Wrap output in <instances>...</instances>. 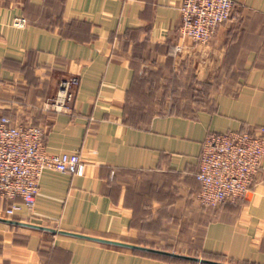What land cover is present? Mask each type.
Listing matches in <instances>:
<instances>
[{
  "label": "crops",
  "instance_id": "obj_1",
  "mask_svg": "<svg viewBox=\"0 0 264 264\" xmlns=\"http://www.w3.org/2000/svg\"><path fill=\"white\" fill-rule=\"evenodd\" d=\"M180 1L0 0V114L42 126L47 153L84 162L83 174L45 169L33 208L7 215L0 198V217L264 264V154L234 201L202 205L196 178L207 132L264 126V0H232L204 43L180 37ZM72 75L70 110L47 109ZM176 87L188 91L182 108L132 107L138 89L157 98ZM0 264L205 263L0 220Z\"/></svg>",
  "mask_w": 264,
  "mask_h": 264
},
{
  "label": "built area",
  "instance_id": "obj_2",
  "mask_svg": "<svg viewBox=\"0 0 264 264\" xmlns=\"http://www.w3.org/2000/svg\"><path fill=\"white\" fill-rule=\"evenodd\" d=\"M232 0H181L179 4L181 38L207 42L219 25L233 16ZM13 24L25 26L27 18L15 16ZM181 48L177 44L176 50ZM78 76L60 81L47 109L70 110ZM45 131L37 124H18L7 114H0V198L8 200L7 215L23 205L33 208L39 193L40 177L45 169L83 174L84 162L76 152L47 153ZM264 154V126L256 131H209L204 137L196 178L200 181L198 200L204 206L234 201L248 191Z\"/></svg>",
  "mask_w": 264,
  "mask_h": 264
},
{
  "label": "water",
  "instance_id": "obj_3",
  "mask_svg": "<svg viewBox=\"0 0 264 264\" xmlns=\"http://www.w3.org/2000/svg\"><path fill=\"white\" fill-rule=\"evenodd\" d=\"M0 220H4V221H7V222L16 223V224H25V225H29V226L36 227V228L47 229V230H50V231H52L54 233L55 232L66 233V234H71V235H75V236H79V237H83V238H88V239H92V240H97V241H101V242L111 243V244L120 245V246H126V247H130V248H134V249L146 250V251H151V252H156V253H161V254H167V255H171V256L187 258V259H190V260H193V261H198V262L205 263V264H233V263H229V262H223V261H219V260L208 259V258H204V257H201V256L182 254V253H178V252H174V251L154 248V247L140 245V244H135V243H130V242L112 240V239L103 238V237H96V236H91V235L78 233V232H70V231H66V230H59V229H56V228H52V227H48V226H44V225H39V224L20 222V221L13 220V219H10V218L0 217Z\"/></svg>",
  "mask_w": 264,
  "mask_h": 264
},
{
  "label": "rangeland",
  "instance_id": "obj_4",
  "mask_svg": "<svg viewBox=\"0 0 264 264\" xmlns=\"http://www.w3.org/2000/svg\"><path fill=\"white\" fill-rule=\"evenodd\" d=\"M177 84H178V82H175L173 84L171 82V86H176ZM177 87H178V85H177ZM177 87H176V90L173 91L175 94L171 93L167 97H157V98L151 97V96L146 97V96L139 95L141 92L140 91L141 89H138L136 91V93L138 95L132 96V101H133L132 107L140 108L143 106H148V108L150 110H153V111L156 110V111H161V112L168 111L171 109H177L178 107L182 108V105L180 104V102H184L185 100H187L189 98V96L180 95V94L181 93L186 94L188 91H186L185 87L180 88L179 90ZM185 107H188V105H185ZM150 113H151V111L148 112L147 114L150 115Z\"/></svg>",
  "mask_w": 264,
  "mask_h": 264
},
{
  "label": "trees",
  "instance_id": "obj_5",
  "mask_svg": "<svg viewBox=\"0 0 264 264\" xmlns=\"http://www.w3.org/2000/svg\"><path fill=\"white\" fill-rule=\"evenodd\" d=\"M151 253L156 254V255H163V256H166V257L179 258V259H182V260H190V259H187V258H182V257H177V256H171V255L161 254V253H156V252H151Z\"/></svg>",
  "mask_w": 264,
  "mask_h": 264
}]
</instances>
